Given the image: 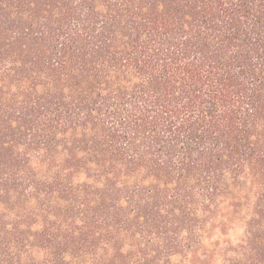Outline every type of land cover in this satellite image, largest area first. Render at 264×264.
I'll return each mask as SVG.
<instances>
[{"label":"trees","instance_id":"1","mask_svg":"<svg viewBox=\"0 0 264 264\" xmlns=\"http://www.w3.org/2000/svg\"><path fill=\"white\" fill-rule=\"evenodd\" d=\"M0 264H264V0H0Z\"/></svg>","mask_w":264,"mask_h":264}]
</instances>
